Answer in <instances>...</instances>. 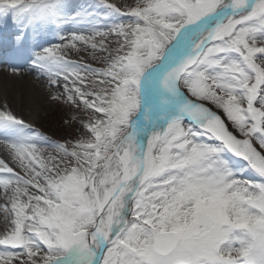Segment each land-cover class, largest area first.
Returning <instances> with one entry per match:
<instances>
[{
	"label": "snow or ice",
	"instance_id": "obj_1",
	"mask_svg": "<svg viewBox=\"0 0 264 264\" xmlns=\"http://www.w3.org/2000/svg\"><path fill=\"white\" fill-rule=\"evenodd\" d=\"M0 46L34 74L0 80V264H264V0H0Z\"/></svg>",
	"mask_w": 264,
	"mask_h": 264
},
{
	"label": "rangeland",
	"instance_id": "obj_2",
	"mask_svg": "<svg viewBox=\"0 0 264 264\" xmlns=\"http://www.w3.org/2000/svg\"><path fill=\"white\" fill-rule=\"evenodd\" d=\"M72 2L75 4L94 3L95 0H72ZM66 28L68 31H71V25H67ZM6 54H8L7 51ZM42 116L43 123L45 125V131L54 138L68 137L69 133L72 132V129H66L63 126L62 111L60 109H55L48 111L47 113H42ZM0 220L3 222L2 215H0Z\"/></svg>",
	"mask_w": 264,
	"mask_h": 264
},
{
	"label": "bare ground",
	"instance_id": "obj_3",
	"mask_svg": "<svg viewBox=\"0 0 264 264\" xmlns=\"http://www.w3.org/2000/svg\"><path fill=\"white\" fill-rule=\"evenodd\" d=\"M7 49L0 46V80H3L10 89V93H18L23 89L26 93L30 89L31 82L34 80V74H28L25 69L24 80H19L15 77H12L8 72L9 68V55L6 54ZM0 220V225H2Z\"/></svg>",
	"mask_w": 264,
	"mask_h": 264
}]
</instances>
